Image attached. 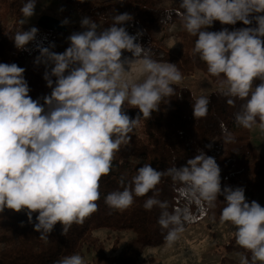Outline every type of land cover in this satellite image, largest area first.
<instances>
[{"label": "clouds", "instance_id": "1", "mask_svg": "<svg viewBox=\"0 0 264 264\" xmlns=\"http://www.w3.org/2000/svg\"><path fill=\"white\" fill-rule=\"evenodd\" d=\"M36 7L37 0H22L21 25L36 14ZM179 9L183 28L197 38L194 53L206 63L208 73L219 79L221 94L229 97L227 104L234 106L236 99L245 101L236 113V124L252 130L259 121L264 130V0H182ZM166 16L171 18L170 13ZM250 17L257 27L231 32L226 28L206 30L215 21L251 25ZM131 20L128 13L118 14L110 27L98 30V24L85 17L81 26L86 31L73 33L64 53L39 47L41 55L35 62L53 65L50 73L44 74L52 89L50 96L43 97L47 111L29 96L25 69L15 63L0 64V213L5 208L15 212L27 209L29 222L32 214L38 213L34 228L42 240H48L58 223L66 235L73 224H83L97 212L99 182L111 173L115 154L131 140L129 134L141 120L139 116L130 119L125 104L138 108L148 120L184 79L175 64L153 60L151 49L136 43V37L120 26ZM37 33L35 27L17 31L13 37L17 49L24 50L36 40ZM124 51L132 53L135 60L122 61ZM134 65L140 66L142 82L126 79ZM52 77L57 78L55 85ZM257 79L261 83L253 87ZM209 104L206 97L195 99L196 120L208 115ZM233 139L228 133L225 142ZM164 176L179 181L198 204L209 208L223 195L226 203L220 223L235 227L236 243L251 253L252 264H264V207L256 201L249 204L243 188L222 191L221 169L203 151L179 168L158 171L144 164L128 186H124L122 176L123 190L108 193L105 203L123 211L133 204L134 195L143 197L152 192L144 208L161 209L158 222L169 229L164 239L171 247L185 229L181 215L169 213L167 202L156 198L157 185ZM238 255L240 264H249L247 256ZM54 264H85V260L73 254Z\"/></svg>", "mask_w": 264, "mask_h": 264}, {"label": "trees", "instance_id": "2", "mask_svg": "<svg viewBox=\"0 0 264 264\" xmlns=\"http://www.w3.org/2000/svg\"><path fill=\"white\" fill-rule=\"evenodd\" d=\"M63 1L67 4L76 2L77 6L87 11L95 22H104L103 29L111 26L115 15L128 13L132 20L120 26L125 27L129 35L136 37V43L145 49H151L153 60L175 64L183 76L201 72L217 86V90L207 97L210 100L208 115L198 120L193 115V103L196 98L189 89L178 85L174 86L175 94L165 98L159 110L153 112L148 120L143 119V114L138 108L124 106V111L130 119L135 120L139 116L141 120L129 134L131 140L121 145L115 154L111 173L102 177L99 182L100 199L97 202L99 206L97 212L86 218L83 224H73L66 235L62 234L63 226L58 223L48 234V240H42L41 233L34 228V224L38 223L36 220L38 213H33L32 222H29L27 209L15 212L5 208L4 212L0 213V264H54L65 256L80 254L84 246L94 247L97 243L94 232L103 229L133 231L139 238H147L154 246L165 243L164 237L150 240L153 236L151 217L154 208L146 210L144 203L152 192L143 197L134 195L133 204L123 211L110 208L105 203V197L110 192L123 190L120 184L122 176L124 186H128L137 170L144 164H151L158 171L179 168L185 166L187 160L194 158L200 151L214 158L221 169L222 191L226 187L243 188L249 204L256 201L264 207V156L257 151L252 142L253 129L238 126L235 120L236 113L241 110V105L245 101L236 99L234 106L227 104L229 97L221 94L219 79L208 73L206 63L200 59L199 54L194 53L197 38L187 33L177 14L178 11H182L179 9L182 0H177L176 6L169 9L159 8L157 0H116L101 5L80 0ZM4 4L7 5V2ZM20 7L21 4L12 7L14 14L17 15L13 24L0 28V64L15 63L24 68V78L30 88L29 96L44 105L43 97L50 96L52 92L44 79L46 71L38 64H33L26 70V51L17 49L13 40L20 28ZM169 13L170 19L166 16ZM250 19L253 20L251 25H244L242 22L222 25L215 21L207 31L219 32L226 28L231 32L246 27H257L255 19L253 17ZM162 20L163 23H179L180 52L167 51L163 41L155 39L153 30L156 24L162 23ZM122 54L134 57L127 51ZM52 80L55 85L53 77ZM260 83L261 81L257 79L253 87ZM44 106L47 111V106ZM228 133L234 137L232 142H225ZM184 188L179 181L164 176L157 185L156 198L162 201V194L166 195L165 193L169 192L174 203V213L181 215L184 229H188L205 218L209 207L203 203L198 204ZM225 203V197L218 196L213 209L215 221L220 220ZM226 251L243 254L248 257L249 264H252L251 253L239 245L228 244ZM255 264L260 263L256 261Z\"/></svg>", "mask_w": 264, "mask_h": 264}, {"label": "rangeland", "instance_id": "3", "mask_svg": "<svg viewBox=\"0 0 264 264\" xmlns=\"http://www.w3.org/2000/svg\"><path fill=\"white\" fill-rule=\"evenodd\" d=\"M92 4L101 5L105 2H114L116 0H80ZM158 7L163 9L173 8L177 0H157ZM7 2V5L4 3ZM22 4V0H0V28L2 26H11L17 15L14 14L13 6ZM90 18L91 15L82 10L75 4H67L63 0H37L36 14L24 25L20 24L18 31H28L32 27L38 29L35 41L25 46V67L26 70L33 64H37L36 58L41 55L39 47H48L51 51L62 53L67 47H70L68 39L73 33L86 31L81 26L83 18ZM20 14V20L22 19ZM48 19H55L62 23L68 20L69 23L64 25V30H51L45 27ZM94 21V20H93ZM95 22V21H94ZM98 30L104 28V22H96ZM208 30V28L206 29ZM180 25L177 22L158 23L155 25L153 34L156 40L163 41L164 47L169 52H180L181 41L179 39ZM55 47H51V45ZM162 57V56H160ZM127 58L135 60L126 54H122V61ZM158 62H165L159 61ZM167 63V62H165ZM45 71H51L53 65L38 64ZM125 70L130 68L125 65ZM67 75V73H66ZM184 79L178 86L187 88L194 97H209L217 90L215 86L203 73L183 76ZM143 75L139 65H134L130 75L126 77L130 82L137 83L143 81ZM56 81V77H53ZM125 106H130L125 104ZM252 142L257 151L264 156V130L258 125L254 126L252 131ZM162 194L163 200L168 204L167 211L174 213V203L169 192ZM217 202V201H216ZM215 202V203H216ZM213 209L209 208L205 218L197 225H193L180 235V239L171 247L165 243L154 246L147 238L138 237L133 231H113L103 229L94 232L97 243L94 247L84 246L79 254L85 260V264H240V253L233 251L228 253L226 246L228 244L238 245L234 236L235 227L228 224H221L220 220L213 219ZM161 209L154 207L151 217V230L153 238L165 237L169 229H164L159 224ZM163 239V238H162ZM259 262V261H258ZM261 264V262H259Z\"/></svg>", "mask_w": 264, "mask_h": 264}, {"label": "water", "instance_id": "4", "mask_svg": "<svg viewBox=\"0 0 264 264\" xmlns=\"http://www.w3.org/2000/svg\"><path fill=\"white\" fill-rule=\"evenodd\" d=\"M45 27L51 30H64L62 23L58 22L55 19H48L46 21Z\"/></svg>", "mask_w": 264, "mask_h": 264}]
</instances>
